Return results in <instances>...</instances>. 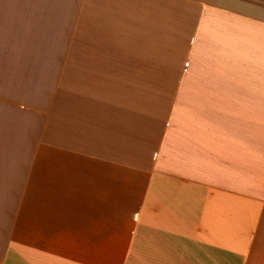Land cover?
Listing matches in <instances>:
<instances>
[{"label": "crops", "instance_id": "1", "mask_svg": "<svg viewBox=\"0 0 264 264\" xmlns=\"http://www.w3.org/2000/svg\"><path fill=\"white\" fill-rule=\"evenodd\" d=\"M0 264H264V0H0Z\"/></svg>", "mask_w": 264, "mask_h": 264}]
</instances>
